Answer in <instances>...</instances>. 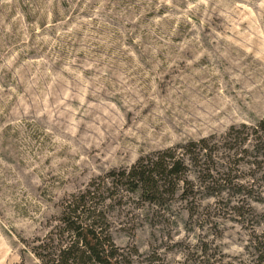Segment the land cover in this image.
I'll use <instances>...</instances> for the list:
<instances>
[{"label":"rangeland","instance_id":"rangeland-1","mask_svg":"<svg viewBox=\"0 0 264 264\" xmlns=\"http://www.w3.org/2000/svg\"><path fill=\"white\" fill-rule=\"evenodd\" d=\"M262 119L264 0H0V264H52L65 204L99 184L131 264H257ZM168 149L173 197L109 184Z\"/></svg>","mask_w":264,"mask_h":264},{"label":"trees","instance_id":"trees-1","mask_svg":"<svg viewBox=\"0 0 264 264\" xmlns=\"http://www.w3.org/2000/svg\"><path fill=\"white\" fill-rule=\"evenodd\" d=\"M252 133L258 135L257 139L264 136V119L252 128ZM205 143L202 139L189 144L197 149L192 161L198 166L200 175L206 171L199 160L203 156L202 151H205L202 165L211 160ZM184 155L186 154H176L175 149H168L150 157L140 158L128 171L109 173L108 177L112 178L109 184L116 187L117 183L124 181L130 191L149 198L151 203H156L165 195L173 197L180 183L179 176L186 175L187 172ZM101 189L100 184L91 185V188L65 204L60 225L68 241L59 245L50 260L52 264H131L110 240L107 221L94 202L101 196ZM263 255L264 252L259 255L257 264H261Z\"/></svg>","mask_w":264,"mask_h":264}]
</instances>
